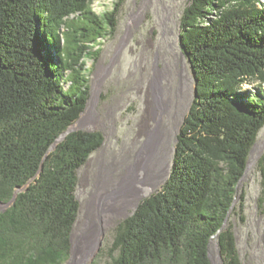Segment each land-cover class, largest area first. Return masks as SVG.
I'll use <instances>...</instances> for the list:
<instances>
[{
	"label": "trees",
	"instance_id": "trees-1",
	"mask_svg": "<svg viewBox=\"0 0 264 264\" xmlns=\"http://www.w3.org/2000/svg\"><path fill=\"white\" fill-rule=\"evenodd\" d=\"M92 4L0 0V201L16 193L0 210V264H62L71 256L79 169L104 135L66 131L88 103L87 59L113 33L119 7L101 17ZM261 4L186 6L179 36L195 78L193 104L169 176L117 226L112 264H212L213 239L223 264H242L224 223L232 213L244 220L241 182L264 127ZM248 82L259 87L243 90ZM260 167L264 174V157Z\"/></svg>",
	"mask_w": 264,
	"mask_h": 264
},
{
	"label": "rangeland",
	"instance_id": "rangeland-1",
	"mask_svg": "<svg viewBox=\"0 0 264 264\" xmlns=\"http://www.w3.org/2000/svg\"><path fill=\"white\" fill-rule=\"evenodd\" d=\"M190 0H93L92 8L101 17L119 3L113 33L108 32L96 42L100 52L87 59L86 76L90 86L87 108L72 127L99 130L104 142L89 156L79 169L77 198L80 211L73 232L71 256L62 264H112L116 255L113 241L119 223L128 217L145 197L160 186H143V196L119 214L103 211L98 204L100 176L105 167L124 175L136 165L140 149L147 140L148 129L155 125L150 114L152 87L159 68L170 67L171 77L162 85L175 82L178 71H189L188 96L181 112L189 113L195 97V78L189 60L182 54L180 42L181 16ZM181 60V61H180ZM104 71V72H103ZM183 74L185 71H182ZM68 84H66L67 87ZM257 83L244 84L243 90L255 91ZM97 90V91H96ZM96 97L95 113L105 121L92 122L88 111ZM180 112V113H181ZM166 116L164 121H173ZM176 120V135L185 120ZM79 123V124H78ZM172 125V124H171ZM176 137V136H175ZM176 140L170 143L171 168ZM264 127L261 129L250 157V165L242 179L240 191H245L244 211L232 213L227 220L236 235L242 264H264ZM166 178L163 180V182ZM162 182V183H163ZM1 210V207H0ZM217 241L210 249L214 264L217 262Z\"/></svg>",
	"mask_w": 264,
	"mask_h": 264
},
{
	"label": "bare ground",
	"instance_id": "bare-ground-1",
	"mask_svg": "<svg viewBox=\"0 0 264 264\" xmlns=\"http://www.w3.org/2000/svg\"><path fill=\"white\" fill-rule=\"evenodd\" d=\"M183 70L177 72L178 85L175 80L172 82L173 84H168L166 87L162 85V82L171 77L172 69L168 66L157 70L156 81L152 87L153 99L150 111L151 119L155 125L148 129L147 140L141 146L138 162L127 173L124 175L117 173L114 176L111 172L114 168L110 170L105 167V172L99 177L100 191L98 195V204L103 211L114 214L124 212L128 206L138 203V200L143 196V186H159L167 177L171 159L170 143L175 139L176 128L174 126L166 128L164 118L174 116L175 104L173 101L177 99V104L181 107L187 100L189 71L185 66ZM95 108L96 97L88 107L87 114L89 111L93 112L92 122L105 121L101 115L97 116V113L94 112ZM217 262L220 263V258L217 259Z\"/></svg>",
	"mask_w": 264,
	"mask_h": 264
},
{
	"label": "water",
	"instance_id": "water-1",
	"mask_svg": "<svg viewBox=\"0 0 264 264\" xmlns=\"http://www.w3.org/2000/svg\"><path fill=\"white\" fill-rule=\"evenodd\" d=\"M180 42H181V45H182V41L180 40ZM88 104V103H87ZM86 108H87V105H86V107H85V110H86ZM84 110V111H85ZM83 111V112H84ZM83 114V113H82ZM81 114V115H82ZM79 119V118H78ZM75 124V122L71 125V126H69V128H68V130L66 131V133H68V132H70V131H73V130H77L75 127H72L73 125ZM65 133V134H66ZM64 134V135H65ZM63 135V136H64ZM178 135V134H177ZM176 135V137H175V140H176V142H178V136ZM256 145V143L254 144V146ZM254 146L252 147V149H251V152H250V154L252 155V152H253V149H254ZM176 149V148H175ZM251 155H250V157H251ZM250 162H251V160H250V158H249V161H248V165H247V169L249 168V165H250ZM169 174H170V169H169V172H168V175H167V177L169 176ZM167 177H166V179H167ZM164 183V182H163ZM162 183V184H163ZM162 184H161V186H162ZM160 186V187H161ZM24 187H19L18 189H17V191L18 190H21V189H23ZM15 198H16V193H15V195H14V197L9 201V202H1L0 201V207H1V210H5V209H7L8 207H10L12 204H13V202L15 201ZM137 206H138V204H137ZM137 206H136V208H137ZM226 224H227V220L225 221V223H224V227L226 226ZM212 242V241H211ZM211 242H210V245H211ZM217 244V255H218V258H222V255H221V251H220V249H219V246H218V243H216ZM209 257H210V259H211V262H212V264H214V261H213V259H212V256H211V249H210V247H209Z\"/></svg>",
	"mask_w": 264,
	"mask_h": 264
},
{
	"label": "flooded vegetation",
	"instance_id": "flooded-vegetation-1",
	"mask_svg": "<svg viewBox=\"0 0 264 264\" xmlns=\"http://www.w3.org/2000/svg\"><path fill=\"white\" fill-rule=\"evenodd\" d=\"M182 54L184 55V56H186V54L184 53V51H183V49H182ZM187 58V57H186ZM188 59V58H187ZM181 61V60H180ZM185 66V65H184ZM174 102V104H175V106H174V108H175V112H174V116H172V122H171V124H167L166 123V128H168V127H172V126H174L175 128H176V120H175V117H176V119L178 118V116H180V115H182L183 116V119L185 118V115L181 112V110L183 109V107H184V105L185 104H183L181 107L177 104V99L175 100V101H173ZM181 112V113H180ZM137 204V203H136ZM135 204V205H136Z\"/></svg>",
	"mask_w": 264,
	"mask_h": 264
},
{
	"label": "built area",
	"instance_id": "built-area-1",
	"mask_svg": "<svg viewBox=\"0 0 264 264\" xmlns=\"http://www.w3.org/2000/svg\"><path fill=\"white\" fill-rule=\"evenodd\" d=\"M261 3H262L261 5H264V0H261ZM261 5H260V6H261ZM245 84H246V83H245Z\"/></svg>",
	"mask_w": 264,
	"mask_h": 264
}]
</instances>
